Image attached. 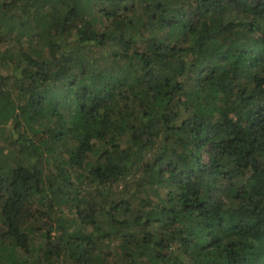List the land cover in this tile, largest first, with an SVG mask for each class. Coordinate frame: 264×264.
Segmentation results:
<instances>
[{
    "label": "trees",
    "instance_id": "trees-1",
    "mask_svg": "<svg viewBox=\"0 0 264 264\" xmlns=\"http://www.w3.org/2000/svg\"><path fill=\"white\" fill-rule=\"evenodd\" d=\"M0 264H264V0H0Z\"/></svg>",
    "mask_w": 264,
    "mask_h": 264
},
{
    "label": "rangeland",
    "instance_id": "rangeland-1",
    "mask_svg": "<svg viewBox=\"0 0 264 264\" xmlns=\"http://www.w3.org/2000/svg\"><path fill=\"white\" fill-rule=\"evenodd\" d=\"M3 49H4V46H1V47H0V50H3Z\"/></svg>",
    "mask_w": 264,
    "mask_h": 264
}]
</instances>
